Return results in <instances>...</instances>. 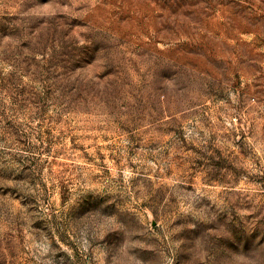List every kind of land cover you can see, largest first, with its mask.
<instances>
[{"label":"rangeland","instance_id":"obj_1","mask_svg":"<svg viewBox=\"0 0 264 264\" xmlns=\"http://www.w3.org/2000/svg\"><path fill=\"white\" fill-rule=\"evenodd\" d=\"M0 264H264V0H0Z\"/></svg>","mask_w":264,"mask_h":264}]
</instances>
